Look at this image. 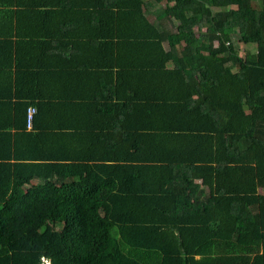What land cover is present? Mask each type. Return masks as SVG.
<instances>
[{"label":"trees","instance_id":"trees-1","mask_svg":"<svg viewBox=\"0 0 264 264\" xmlns=\"http://www.w3.org/2000/svg\"><path fill=\"white\" fill-rule=\"evenodd\" d=\"M13 1L79 6L92 39L54 42L90 94L58 95L21 40L52 26L3 19L0 264H264V0ZM62 112L86 150L58 152Z\"/></svg>","mask_w":264,"mask_h":264},{"label":"crops","instance_id":"crops-1","mask_svg":"<svg viewBox=\"0 0 264 264\" xmlns=\"http://www.w3.org/2000/svg\"><path fill=\"white\" fill-rule=\"evenodd\" d=\"M77 7L79 6L72 5V3H70L69 1H58L56 3L50 2L48 4H45V6H35L29 3L15 2L13 0H8L0 4V26L2 24L1 22L3 21V19L5 20L8 17H11L13 19L24 20L26 23H32V26H35L37 24V25H49L53 27L50 32L48 31L49 34L44 35L43 33H41L42 31H39L38 29H36V31L33 34L26 35L23 38H21V40H26V41L33 40L36 42H46V45H47L46 47L48 48H40L41 50L35 51L36 56L40 55L42 57L41 64H40V60L38 62V64H40L39 67H42L45 73L49 71L53 72V76L55 77L53 80V84H60V87H61V92H59L58 95L59 94L62 95L63 98H71L75 100L76 102L77 100L75 98H79L80 96H84L85 98L86 95H89L90 93L85 88L86 85L84 86V88L82 86L83 88L82 90V88L80 87V84L83 85V83L81 81L77 79L74 82L71 81L69 74L72 71V69H74L76 66L74 64H71L70 62H67L69 59H64V60L62 59L66 57L70 58L71 56H75L79 54L76 51H69V50L66 51L62 49H57L56 43L54 41L62 40V39L70 40L71 38L70 37L71 35H68L64 32L61 33L62 31L61 29H59L58 26H61L63 29H65L64 26H66L67 27L66 29L69 30V28H73L77 24L81 25V22L82 24L85 25V28L87 31H85L81 36L79 34L77 35L80 36L81 40H91L92 39V36L86 35V33L89 31L87 28L86 20L80 16ZM31 9L32 10L37 9L40 11L33 13L31 15L32 18H30V21H29L28 11ZM44 10H50V11L45 12ZM15 23L16 21H13V24ZM2 28L3 27H1L0 29ZM65 62L70 63L67 69L66 67L63 66ZM170 64H171L170 66H172V63ZM100 78L98 79V81L101 83ZM103 79H105V81L107 82L106 74L103 76ZM66 84H68V86ZM74 84H79V87L78 86L74 87ZM57 116L58 117L56 121L61 123L63 127L67 128L63 130H68V131H62L58 133L57 135L58 140L55 142V144H61L59 146L57 145L58 152H62L64 148L67 152L72 151V149L73 151L74 150H79V151L86 150L85 146H82V147L77 146V147L72 148L71 147L72 143L69 140L70 139L69 137L72 135L73 131H70V129L68 128L73 127L72 125L79 126L80 122H77L76 120L72 119L67 113L62 112L61 114ZM27 127L29 128L30 126H27ZM65 144H68V145H65ZM38 151H41V150H38ZM22 182L26 184L24 185V187H28L31 184H35L39 182V180L32 179L31 181L29 180V181H22ZM258 193L263 196L264 187H260L258 189ZM247 207L249 209L251 208L250 206H248V204H247ZM256 214L257 212H255V215Z\"/></svg>","mask_w":264,"mask_h":264},{"label":"rangeland","instance_id":"rangeland-1","mask_svg":"<svg viewBox=\"0 0 264 264\" xmlns=\"http://www.w3.org/2000/svg\"><path fill=\"white\" fill-rule=\"evenodd\" d=\"M253 4L256 8H261L263 3H262V0H253ZM162 5H164V6L167 5V2L163 1L161 4H158V5H156L153 2H150L149 11L151 13L150 16L153 20H155V16H154L155 9L157 7L162 6ZM232 43L238 48V52L241 56H248V55L250 56V55H253L254 53H256V51H257V44L256 43H245V42H243L238 31H236L232 34ZM23 185H26V184L24 183Z\"/></svg>","mask_w":264,"mask_h":264},{"label":"built area","instance_id":"built-area-1","mask_svg":"<svg viewBox=\"0 0 264 264\" xmlns=\"http://www.w3.org/2000/svg\"><path fill=\"white\" fill-rule=\"evenodd\" d=\"M36 112V108L33 106L28 107L27 109V125L30 126L31 125V120H32V116L33 114ZM45 264H51V262L49 260H45Z\"/></svg>","mask_w":264,"mask_h":264}]
</instances>
